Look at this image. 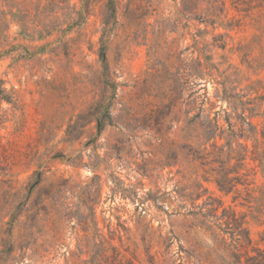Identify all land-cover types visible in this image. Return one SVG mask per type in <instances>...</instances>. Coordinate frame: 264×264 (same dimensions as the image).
<instances>
[{"label": "rangeland", "instance_id": "374dc122", "mask_svg": "<svg viewBox=\"0 0 264 264\" xmlns=\"http://www.w3.org/2000/svg\"><path fill=\"white\" fill-rule=\"evenodd\" d=\"M247 1L71 0L41 18L49 35L32 9L10 26L0 264H219L187 215L204 202L207 224L234 213L264 249V7Z\"/></svg>", "mask_w": 264, "mask_h": 264}, {"label": "trees", "instance_id": "16d2710c", "mask_svg": "<svg viewBox=\"0 0 264 264\" xmlns=\"http://www.w3.org/2000/svg\"><path fill=\"white\" fill-rule=\"evenodd\" d=\"M71 0H29V9L28 10H17L13 11V6L5 0L6 2V11H0V38L4 36V33L7 32L12 24L19 25V29L26 33V19L31 14L30 9L33 10V18L36 26H40L41 29L36 32L38 37L43 35H49L55 30L53 24L44 25L42 24L41 18H49L55 13V9L58 10H69L68 4ZM45 2V3H44ZM248 10L256 7H264V0H248L245 2ZM108 9L111 11L110 16L114 18L115 13V3L114 1H109L107 3ZM72 14H66L64 16L65 22H68V27L76 24ZM64 22V23H65ZM52 23V22H51ZM6 44L3 48L0 45V56L10 53L16 49L15 45L7 42L8 37L5 36ZM30 56L32 54H29ZM19 58L24 56L18 55ZM17 57V58H18ZM103 58V56H102ZM226 97V96H224ZM250 126V124H248ZM251 127V133L254 131V127ZM215 183L220 191L225 193H230L239 182L232 180L216 179ZM210 205L207 202H204L200 207H198L197 212L189 211L188 216L194 218L201 217V225L211 232L212 243L211 249L222 250V254L219 255L220 263L219 264H264V249L258 248L253 245L251 238L249 237L248 231L243 227V222L239 221L234 213H225L221 217H216L212 224H207L206 219L211 215L212 210L206 209ZM204 209H206L204 211ZM226 215V220L220 222V220ZM187 258L189 260L194 259L193 264H218L215 260H208L204 258L200 253L196 252V249L186 252Z\"/></svg>", "mask_w": 264, "mask_h": 264}]
</instances>
